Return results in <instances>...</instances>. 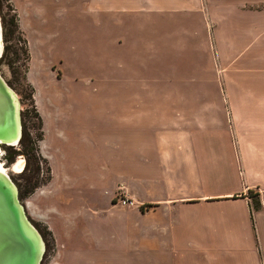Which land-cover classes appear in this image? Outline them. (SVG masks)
I'll list each match as a JSON object with an SVG mask.
<instances>
[{
  "label": "crops",
  "instance_id": "obj_1",
  "mask_svg": "<svg viewBox=\"0 0 264 264\" xmlns=\"http://www.w3.org/2000/svg\"><path fill=\"white\" fill-rule=\"evenodd\" d=\"M90 9L156 23L105 74L120 104L39 91L27 73L50 169L30 197L59 243L52 264H264V0ZM118 185L135 209L113 204Z\"/></svg>",
  "mask_w": 264,
  "mask_h": 264
},
{
  "label": "rangeland",
  "instance_id": "obj_2",
  "mask_svg": "<svg viewBox=\"0 0 264 264\" xmlns=\"http://www.w3.org/2000/svg\"><path fill=\"white\" fill-rule=\"evenodd\" d=\"M90 2L0 0V75L18 98L22 136L12 146L0 145V162L17 187L28 219L43 239L44 252L39 264H52L59 243L31 204L30 195L48 180L50 169L40 149L43 125L27 73L30 69L28 75L39 91L73 89L80 93L78 101L82 103L96 97V103L120 104L123 96L110 94V88L115 86L106 76L119 73L120 60L136 55L132 44L151 42L156 23L148 13L93 11ZM51 67L52 72L60 73L59 79L50 73ZM24 132L27 135L23 136ZM19 155L23 168L12 172L10 166ZM152 258L143 255L144 264H151ZM156 258H160V264L168 262L166 256Z\"/></svg>",
  "mask_w": 264,
  "mask_h": 264
},
{
  "label": "water",
  "instance_id": "obj_3",
  "mask_svg": "<svg viewBox=\"0 0 264 264\" xmlns=\"http://www.w3.org/2000/svg\"><path fill=\"white\" fill-rule=\"evenodd\" d=\"M20 136L19 101L0 75V145L12 146ZM43 252V239L26 216L17 187L0 171V264H39Z\"/></svg>",
  "mask_w": 264,
  "mask_h": 264
},
{
  "label": "built area",
  "instance_id": "obj_4",
  "mask_svg": "<svg viewBox=\"0 0 264 264\" xmlns=\"http://www.w3.org/2000/svg\"><path fill=\"white\" fill-rule=\"evenodd\" d=\"M112 201L114 205L121 208H133L136 207L137 201L129 196H127L123 186L118 185L113 193Z\"/></svg>",
  "mask_w": 264,
  "mask_h": 264
},
{
  "label": "bare ground",
  "instance_id": "obj_5",
  "mask_svg": "<svg viewBox=\"0 0 264 264\" xmlns=\"http://www.w3.org/2000/svg\"><path fill=\"white\" fill-rule=\"evenodd\" d=\"M1 28V27H0ZM0 47H1V31H0ZM24 161L20 156L16 162L10 166L12 172H20L23 168ZM0 171L7 174V169L4 168L3 164L0 162Z\"/></svg>",
  "mask_w": 264,
  "mask_h": 264
},
{
  "label": "trees",
  "instance_id": "obj_6",
  "mask_svg": "<svg viewBox=\"0 0 264 264\" xmlns=\"http://www.w3.org/2000/svg\"><path fill=\"white\" fill-rule=\"evenodd\" d=\"M34 116L35 117H37V113L36 112H34ZM25 135H27L26 134V132H24V134H23V136H25ZM22 137V136H21ZM19 194V193H18ZM258 200H255L254 202H253V208H257L258 207Z\"/></svg>",
  "mask_w": 264,
  "mask_h": 264
}]
</instances>
